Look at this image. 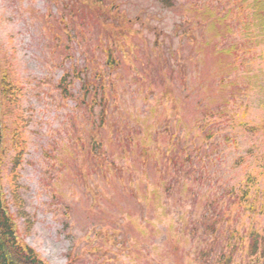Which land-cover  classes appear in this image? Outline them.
I'll return each instance as SVG.
<instances>
[{
  "label": "rangeland",
  "instance_id": "374dc122",
  "mask_svg": "<svg viewBox=\"0 0 264 264\" xmlns=\"http://www.w3.org/2000/svg\"><path fill=\"white\" fill-rule=\"evenodd\" d=\"M99 1L87 21L70 0H0V70L22 89L2 166L20 236L51 264H219L238 229L234 264H254L264 133L244 124L264 119V3ZM119 10L131 22L114 37ZM100 72L91 107L82 86ZM244 187L263 189L254 216Z\"/></svg>",
  "mask_w": 264,
  "mask_h": 264
},
{
  "label": "trees",
  "instance_id": "16d2710c",
  "mask_svg": "<svg viewBox=\"0 0 264 264\" xmlns=\"http://www.w3.org/2000/svg\"><path fill=\"white\" fill-rule=\"evenodd\" d=\"M70 2H73L75 4L76 12L73 15V19L76 17V15L81 14L82 19L87 21L89 19V17L87 16H91L92 12L97 13V10L95 8H97L98 6L102 7L104 4L99 0H70ZM163 2L167 4L168 2H170V0H163ZM259 2L264 3V0H259ZM90 3L92 4V6L89 7ZM114 4L115 1H112V3L107 5L110 8V11H113L112 6L114 8ZM65 7L68 8V5L65 4ZM86 9H89L90 12L85 13ZM69 10H71V8ZM115 17H117L118 19L121 18L119 20V26L123 27L120 28L121 30L117 31L116 25L114 23L111 26L110 22L107 23L103 21V24L106 23V25L112 29V35L114 37H118L119 34L126 36L127 31L125 30L126 26L124 25V23L130 24L131 20L127 17V15H125L124 11L120 10L116 13ZM261 23L264 28V12L261 14ZM119 44H121V41H119ZM106 52L109 53V64H111L112 61L117 62L114 56V50L111 48V46H108L106 48ZM68 74L69 72L67 73V75ZM66 76L63 77L60 81V87L68 97L72 96V93L70 91L71 81H68L66 79ZM106 76L107 75L104 74V72H100V74L95 77V81H84L83 83L82 89L85 90V98L86 95L88 96V94L92 92V99L90 101L91 107H93L94 104L102 103L95 96L99 95L100 88L107 92L106 87L108 83L105 79ZM21 91V86L14 84V81L10 79L9 75L0 70V264H50L48 261L41 257L40 253L34 247L28 244L20 236L18 223L16 222L13 213L11 212L3 186L2 166L4 164V158L7 150L6 130L4 125L3 113L5 110H8V107L12 109H15L17 107L19 101L18 95L21 93ZM94 97L95 99L93 100ZM244 125L247 126L249 128L248 130L253 133H264V119L256 125H253V123H246ZM97 135L98 133L96 129L94 136L96 137ZM98 144L99 145H95V147L100 148L102 146V143L98 142ZM15 146L17 147L18 152L17 156L15 157V161L17 162V164H20L19 162L22 158L21 151L23 149L20 148L21 145L18 142L15 143ZM241 191L242 194L238 196L239 202L244 206V208H247L250 211V214L252 216H254L256 212H258L256 208L259 200L258 194L262 193L263 189H257L255 193H252L250 189L244 187L241 189ZM15 197L18 198L19 195L16 194ZM230 219L231 217L228 218L229 221ZM29 226H32L31 220L29 221ZM212 227L216 228V226ZM248 232L250 233V237L253 240L250 244L251 247L249 250V254L251 255V257L253 256L256 260L253 263L264 264V243L262 242V237L259 233L260 231L254 225H251L248 228ZM235 239L241 240L242 249H244V244L245 240H247V237L242 235L238 229L233 230L231 235L229 236V245L231 247V251L224 253L218 258L217 261L219 262V264H234L236 262L235 253L239 248L240 241L237 242L236 240L235 243Z\"/></svg>",
  "mask_w": 264,
  "mask_h": 264
}]
</instances>
